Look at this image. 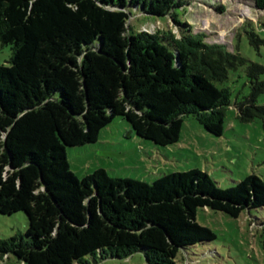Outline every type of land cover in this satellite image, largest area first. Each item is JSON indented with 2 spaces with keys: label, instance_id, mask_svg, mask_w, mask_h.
I'll use <instances>...</instances> for the list:
<instances>
[{
  "label": "trees",
  "instance_id": "obj_1",
  "mask_svg": "<svg viewBox=\"0 0 264 264\" xmlns=\"http://www.w3.org/2000/svg\"><path fill=\"white\" fill-rule=\"evenodd\" d=\"M264 11V0H254ZM184 0H0V213L25 212L26 236L0 239V264H92L128 259L179 264L188 248L217 235L200 209L238 219L264 208V181L248 176L221 188L199 169L152 184L113 179L103 169L79 180L67 147L96 143L117 117L161 147L179 142L193 116L222 136L232 71L245 69L250 95L236 102L243 123L264 126V66L224 44H210L179 10ZM224 6L217 8L224 13ZM163 18L174 29L135 30L133 16ZM243 27L257 49L264 39ZM254 225V221L252 222ZM264 236V222L260 225Z\"/></svg>",
  "mask_w": 264,
  "mask_h": 264
},
{
  "label": "rangeland",
  "instance_id": "obj_2",
  "mask_svg": "<svg viewBox=\"0 0 264 264\" xmlns=\"http://www.w3.org/2000/svg\"><path fill=\"white\" fill-rule=\"evenodd\" d=\"M179 10L182 18L205 33L210 44H224L251 62L264 66V45L257 50L243 27L254 24L264 39V11L255 8L254 0H184ZM224 6V13L217 10ZM135 30L155 33L174 29L163 18L144 19L133 16ZM175 32H178L174 29ZM11 45L0 43V65L10 66ZM220 87L232 91L233 106L227 111L222 136L209 133L193 116L184 119L178 143L161 147L138 137L129 122L117 117L105 127L96 143L67 147L71 171L79 180L97 170H105L113 179H130L152 184L164 175L199 169L207 172L221 188H230L248 176L264 181V126L261 121L243 123L238 117L236 102L250 95L245 69L232 71ZM264 105V95L259 98ZM198 222L210 228L217 239L188 248L179 256V264H264V208L245 211L238 219L225 213L200 209ZM254 221V225L253 222ZM29 227L25 212L13 215L0 213V239L23 235ZM92 264H147L142 253L128 259H91ZM4 264H25L10 255Z\"/></svg>",
  "mask_w": 264,
  "mask_h": 264
}]
</instances>
